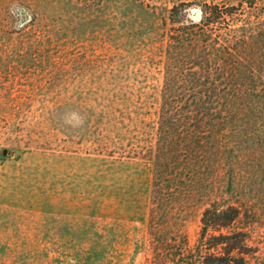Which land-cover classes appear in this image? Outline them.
<instances>
[{
	"label": "rangeland",
	"instance_id": "1",
	"mask_svg": "<svg viewBox=\"0 0 264 264\" xmlns=\"http://www.w3.org/2000/svg\"><path fill=\"white\" fill-rule=\"evenodd\" d=\"M174 1L0 0V264L157 262L149 201ZM263 120L228 129L177 208L191 245L205 203L263 206ZM252 236L263 259L264 228Z\"/></svg>",
	"mask_w": 264,
	"mask_h": 264
},
{
	"label": "trees",
	"instance_id": "2",
	"mask_svg": "<svg viewBox=\"0 0 264 264\" xmlns=\"http://www.w3.org/2000/svg\"><path fill=\"white\" fill-rule=\"evenodd\" d=\"M167 35L148 218L155 264L163 255L169 264H264L252 236L264 228V204L205 203L192 245L177 214L207 163L226 154L228 129L264 116V0H176Z\"/></svg>",
	"mask_w": 264,
	"mask_h": 264
},
{
	"label": "water",
	"instance_id": "3",
	"mask_svg": "<svg viewBox=\"0 0 264 264\" xmlns=\"http://www.w3.org/2000/svg\"><path fill=\"white\" fill-rule=\"evenodd\" d=\"M193 17H194L195 19H199V18L201 17V12H199V11H195V12L193 13Z\"/></svg>",
	"mask_w": 264,
	"mask_h": 264
}]
</instances>
